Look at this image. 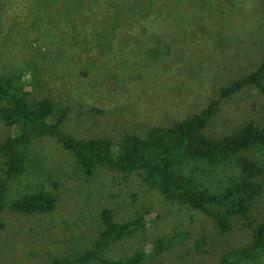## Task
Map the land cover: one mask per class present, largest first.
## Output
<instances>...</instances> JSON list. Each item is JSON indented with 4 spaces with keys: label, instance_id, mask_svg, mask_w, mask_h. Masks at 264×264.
<instances>
[{
    "label": "rangeland",
    "instance_id": "374dc122",
    "mask_svg": "<svg viewBox=\"0 0 264 264\" xmlns=\"http://www.w3.org/2000/svg\"><path fill=\"white\" fill-rule=\"evenodd\" d=\"M61 7L78 17L64 22L74 33L80 29V56L85 53L86 26L92 24L99 47L69 72L61 71L64 40H47L66 32ZM22 9L27 21L18 19ZM11 16L16 25L2 38L4 21ZM13 30L19 31L23 47L13 49L23 52L19 59L4 54ZM263 60L264 0H0V76L25 80L28 103L46 98L56 103V110L68 108L64 131L78 139L109 138L118 143L127 133L144 134L150 127L199 113L218 98L222 87L256 71ZM91 66L111 71L90 80L86 68ZM260 92L247 87L223 101L206 134L219 137L248 122L261 123ZM9 135L0 117V144ZM247 154L264 160L257 150ZM27 157L26 171L8 183L6 203L39 189L57 194L59 201L47 215L0 209L5 223L0 264H52L55 257L90 249L103 228L104 208L119 223L135 218L146 222L102 251L107 260L127 258L137 250L148 252L157 238H181L140 264H221L251 242L249 223L264 220V193L249 221L235 218L231 228L221 232L205 214L167 201L132 176L99 171L88 181L70 153L52 138L32 142ZM183 170L215 192L233 183L240 171L234 160L214 167L191 161ZM240 264H264V255Z\"/></svg>",
    "mask_w": 264,
    "mask_h": 264
},
{
    "label": "trees",
    "instance_id": "16d2710c",
    "mask_svg": "<svg viewBox=\"0 0 264 264\" xmlns=\"http://www.w3.org/2000/svg\"><path fill=\"white\" fill-rule=\"evenodd\" d=\"M20 4L21 2L18 7ZM24 9L28 11V7ZM22 13H17L18 19L23 17L27 21V12L22 9ZM77 18H73L71 12L61 7V23L66 32L61 33V37L47 39L64 40L66 56L61 71L69 72L72 68L80 67L81 57L92 58L99 48L92 35V24L89 28L86 26L85 53L80 56V29L74 33L64 22ZM14 19L11 16L4 21L5 32L2 38L8 35L9 28L13 27L11 25H16L11 24ZM15 29L20 27L17 25ZM12 35L14 42L5 44L4 54L10 53L11 57L22 58L23 52L16 54L23 49L21 40L18 39L19 31L13 30ZM86 69L90 80L98 73L107 74L111 71L106 66H91ZM27 85L22 78L0 76V117L10 129L9 137L0 144L3 159L0 168L1 210L8 208L22 214L47 215L56 209L59 196L43 189L21 195L6 203L8 183L26 171L29 145L38 139L52 138L70 153L88 181L99 171L132 176L142 186L157 191L167 201L187 205L205 214L221 232H227L235 218L250 220L254 205L264 193V160L248 156L247 152L251 149L257 150L264 159V116L261 123L248 122L229 135L209 136L205 130L220 111L223 101L247 87L259 89L264 95V60L256 71L222 87L218 98L209 101L199 113L169 125L150 127L144 134L127 133L118 143L109 138L78 139L66 133L64 126L68 108L56 110V103L46 98L28 103ZM231 160L239 167V175L221 192L203 186L192 174L183 170L191 161H204L214 167ZM100 216L103 228L94 246L74 254L55 257L52 264H89L93 261L102 264H140L147 258L161 254L181 239L157 238L148 252L137 250L127 258L107 260L102 257V251L114 242L134 234L146 222L135 218L134 221L119 223L114 221L113 213L108 208H104ZM248 226L252 227L251 242L245 248L224 257L221 264H240L243 260L264 255V220L255 225L249 223ZM4 228L5 223L0 220V231Z\"/></svg>",
    "mask_w": 264,
    "mask_h": 264
}]
</instances>
